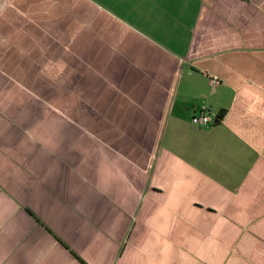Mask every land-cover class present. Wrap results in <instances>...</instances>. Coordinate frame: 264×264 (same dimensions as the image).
<instances>
[{
    "label": "crops",
    "instance_id": "crops-1",
    "mask_svg": "<svg viewBox=\"0 0 264 264\" xmlns=\"http://www.w3.org/2000/svg\"><path fill=\"white\" fill-rule=\"evenodd\" d=\"M0 264H264V0H0Z\"/></svg>",
    "mask_w": 264,
    "mask_h": 264
},
{
    "label": "rangeland",
    "instance_id": "rangeland-1",
    "mask_svg": "<svg viewBox=\"0 0 264 264\" xmlns=\"http://www.w3.org/2000/svg\"><path fill=\"white\" fill-rule=\"evenodd\" d=\"M13 21V20H12ZM10 21L11 26H13V28L19 29V31L22 32H18V34H16V37L19 36H23V42L21 41V54L22 56H20L22 64H24V66L22 67V70H24V73H28V71L30 72V65H31V61H32V55L30 54V45L28 44V41L30 42L31 37V29L33 27H35L36 30H34L35 33H38V43H44V47L41 46V48L43 49V54L40 56L39 60H38V64L40 65V69L41 71H43L44 69L47 70L48 67V71L52 72V80H55L56 83H58V81H64V73L63 71L65 70L64 66L62 67V63H58V64H51V61L48 59V48L50 49V46H57L55 47V51L61 49L62 47L65 46L66 43L71 44L72 41H69V36L66 37L64 36L63 33L67 32V28L66 25L63 23H57L54 22L53 20L51 21L55 27V29H50L47 25H46V20L44 19H26L23 18L22 20H18L17 19V24L19 27H16L15 24H12ZM80 26V25H79ZM46 35V36H45ZM72 35V34H71ZM25 37H27L28 40H26V42L24 43V39ZM15 37H13L14 39ZM2 39V38H1ZM8 39V38H7ZM3 43H5V39L3 38V41H1ZM37 42H35L34 47H37ZM67 44V45H68ZM71 47V46H70ZM28 53V54H27ZM34 62L36 63V55L34 54ZM72 61L75 60L76 63L79 62V58L77 55H74V57H71ZM58 62V61H57ZM74 62V63H75ZM60 66V67H57ZM74 66V65H73ZM64 85V83L60 84V86ZM54 90L55 89H51ZM48 93L50 92H46V89H44L43 94L44 95H49ZM52 95V93H51ZM58 104V102L56 103ZM59 105V104H58ZM61 105V102H60ZM89 122V121H87Z\"/></svg>",
    "mask_w": 264,
    "mask_h": 264
},
{
    "label": "built area",
    "instance_id": "built-area-1",
    "mask_svg": "<svg viewBox=\"0 0 264 264\" xmlns=\"http://www.w3.org/2000/svg\"><path fill=\"white\" fill-rule=\"evenodd\" d=\"M212 84H216V78H212ZM191 120L193 123L203 126H209L218 120L216 115L206 112V108L202 107L200 112H197L192 115Z\"/></svg>",
    "mask_w": 264,
    "mask_h": 264
},
{
    "label": "trees",
    "instance_id": "trees-1",
    "mask_svg": "<svg viewBox=\"0 0 264 264\" xmlns=\"http://www.w3.org/2000/svg\"><path fill=\"white\" fill-rule=\"evenodd\" d=\"M221 117V114L217 116V118L219 119Z\"/></svg>",
    "mask_w": 264,
    "mask_h": 264
}]
</instances>
